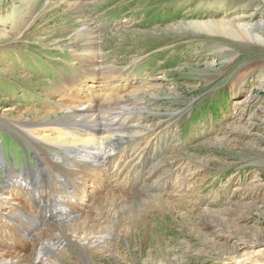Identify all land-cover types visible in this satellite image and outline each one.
<instances>
[{
    "label": "rangeland",
    "instance_id": "rangeland-1",
    "mask_svg": "<svg viewBox=\"0 0 264 264\" xmlns=\"http://www.w3.org/2000/svg\"><path fill=\"white\" fill-rule=\"evenodd\" d=\"M210 22L264 29V0H0V185L32 170L39 191L73 189L40 167L23 127L65 121L60 96L72 87L80 98L99 69L127 83L115 89L132 125L168 133L155 151L158 189L190 176L166 205L156 195L136 204L140 217L115 240L120 263L264 264V46L195 26ZM43 149L66 167L59 149Z\"/></svg>",
    "mask_w": 264,
    "mask_h": 264
},
{
    "label": "bare ground",
    "instance_id": "bare-ground-1",
    "mask_svg": "<svg viewBox=\"0 0 264 264\" xmlns=\"http://www.w3.org/2000/svg\"><path fill=\"white\" fill-rule=\"evenodd\" d=\"M195 26L264 46V29L257 26L223 22ZM95 70V75L85 73L81 79L85 84L79 89L80 98H76L79 95L72 87L70 96L59 95L61 106L70 110L65 121L42 118L23 127L27 142L38 151L40 167L51 174L56 184L63 185L69 178L74 187L47 193L29 183V176L35 174L32 170L22 176L14 171L7 175V183L0 185V264H97L96 257L107 255L121 264L115 240L126 238L131 221L140 217L136 204L156 195L164 206L190 179L180 174L176 176L178 183L169 187L172 192L158 189L162 180L159 167L154 166H158L154 164L155 151L165 146L168 133L160 127L132 125L126 112L131 101L118 95L127 83L113 86L117 78L114 74ZM248 75L237 78L235 95H242ZM116 87L122 88L116 91ZM117 123L120 129L114 127ZM42 146L59 149L62 156L57 160L65 161L66 167ZM0 163L3 166L2 159ZM252 203L258 206V200ZM21 208L26 212L23 226L13 223V219L20 221L16 211ZM71 251L77 253V263L69 260Z\"/></svg>",
    "mask_w": 264,
    "mask_h": 264
}]
</instances>
